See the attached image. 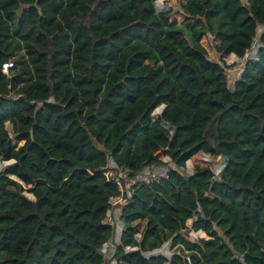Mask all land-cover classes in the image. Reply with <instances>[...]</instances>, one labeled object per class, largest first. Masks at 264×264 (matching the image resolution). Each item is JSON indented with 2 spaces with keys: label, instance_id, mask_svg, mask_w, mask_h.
I'll return each instance as SVG.
<instances>
[{
  "label": "trees",
  "instance_id": "16d2710c",
  "mask_svg": "<svg viewBox=\"0 0 264 264\" xmlns=\"http://www.w3.org/2000/svg\"><path fill=\"white\" fill-rule=\"evenodd\" d=\"M158 1L0 0V264H108L120 191L105 168L166 158L167 175L122 208L110 261L264 264V0ZM259 29L230 88L201 41L241 58ZM198 153L222 157L218 180L202 165L185 174ZM167 242L169 258L145 255Z\"/></svg>",
  "mask_w": 264,
  "mask_h": 264
},
{
  "label": "built area",
  "instance_id": "2783aa9c",
  "mask_svg": "<svg viewBox=\"0 0 264 264\" xmlns=\"http://www.w3.org/2000/svg\"><path fill=\"white\" fill-rule=\"evenodd\" d=\"M156 6H157V3H156ZM163 10H165V8L162 7V4H160L158 11H163ZM260 33H261V29L258 30V33L256 37L254 38L251 47L245 52L243 57L237 58L234 56L233 57L234 60L231 59L233 61L229 65H227V61L228 59H230L231 55L223 58L222 60L219 59V64L224 69V73L226 75L228 85L230 88H233V85L235 84V82L240 78L244 70L243 68L244 65L248 61H254L257 59L258 57L257 51L259 48ZM9 66L10 65H4L3 70H7V67ZM214 159H217L219 162L223 160L222 157L220 156H216V157L206 156L205 162L206 164H208V163L214 162ZM172 167L173 166L171 162L167 163L166 166H161V167L146 166L139 173L131 175L129 174L128 171H121L114 165L112 161H110V166L105 168L103 175L105 176L108 182H111L118 187L120 194L117 197H114L109 201L110 209L106 213L104 222L109 224L110 226H115V232L118 231L119 236H120V229L122 226L121 221H120V212L122 208L127 205L128 200L132 197L135 186L139 184L148 185L151 182H155L161 178H164L169 172V169ZM110 168L117 169V172L113 173V171ZM222 168L219 169L217 166L211 168L214 171V180H218V176ZM185 171L186 173H189L190 175L191 170L187 166L185 167ZM197 233L199 232H192L193 235ZM187 261H188V258H187Z\"/></svg>",
  "mask_w": 264,
  "mask_h": 264
},
{
  "label": "rangeland",
  "instance_id": "374dc122",
  "mask_svg": "<svg viewBox=\"0 0 264 264\" xmlns=\"http://www.w3.org/2000/svg\"><path fill=\"white\" fill-rule=\"evenodd\" d=\"M185 1L186 0H160L159 2H157V10H159V5L160 4H162V7H164L165 9L170 8V7L179 8L180 5L182 3H184ZM242 3L245 4L246 0H242ZM171 21H176L177 24H181L182 21H183V18L180 15L176 14L175 17L173 19H171ZM201 44L205 48V50H206L208 56L210 57V59L211 60H215V61L218 60V62H219L218 55L214 54V50H213L214 49L213 46L215 45L214 39H212L211 37H204L202 39V41H201ZM233 60L228 59L227 65H229ZM3 72L7 73L8 70H3ZM162 108H163V106H159L152 113V117L155 118L157 115H159L161 110H162ZM5 127H6V130L10 133V130H11L10 125L6 124ZM21 144H22V142L19 143L18 145H21ZM205 161H206V156L203 153H198L193 158H191L186 164V166L191 170L190 174L192 173L194 167L197 166V165L207 166V167H210V168H213V167L217 166L219 169L222 168L223 165H224V161L223 160H221L219 162L217 159H214V162H211V163H208V164H206ZM164 162L170 163V160L166 158ZM9 164H11V162H2L0 160V172L3 170V168L5 166H7ZM185 174H189V173H185ZM219 176H218V178H219ZM25 195L28 198L33 199L31 194H28L26 192ZM191 224H192V221H188L187 222V226L188 227H190ZM135 226L139 229V231H141L144 228L145 223L144 222H138V223L135 224ZM113 228H114V232H113L109 242L107 243V245H104L103 248H102V253L104 254L105 259L107 260L108 264H114V262L110 261L111 255L113 254L111 249L114 248L118 244V240H119L118 239L119 233H118V231L115 232V226H113ZM199 238H207V236L204 233H202V232H199V233L194 234V235L192 234V232H190L189 235H188V239L190 241H196ZM175 251H177V250H174L173 248H171L170 242H167V243L163 244V246L160 249L155 250V251H153L151 253H147L145 255L147 257L148 256H153V255H163V256L169 258Z\"/></svg>",
  "mask_w": 264,
  "mask_h": 264
},
{
  "label": "crops",
  "instance_id": "0c3cea01",
  "mask_svg": "<svg viewBox=\"0 0 264 264\" xmlns=\"http://www.w3.org/2000/svg\"><path fill=\"white\" fill-rule=\"evenodd\" d=\"M234 55H231L230 59H233Z\"/></svg>",
  "mask_w": 264,
  "mask_h": 264
}]
</instances>
